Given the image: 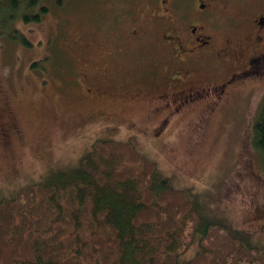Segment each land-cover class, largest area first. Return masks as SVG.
I'll return each instance as SVG.
<instances>
[{
    "label": "rangeland",
    "instance_id": "rangeland-1",
    "mask_svg": "<svg viewBox=\"0 0 264 264\" xmlns=\"http://www.w3.org/2000/svg\"><path fill=\"white\" fill-rule=\"evenodd\" d=\"M155 1L51 0L40 23L16 24L32 48L0 35V200L26 184L74 177L97 141L132 140L156 164V186L168 180L184 192L201 226L219 223L243 244L264 250V157L252 129L264 102V73L240 80L231 96L233 89L214 99L202 90L192 101L173 100L175 84L166 80L157 32L181 31L190 17L202 16L195 0H168L167 10ZM204 1L212 15L199 25L227 35L226 21L234 20L239 58L231 64L243 65L251 50L244 27L264 1ZM147 5L156 12L148 25L141 22L150 17ZM135 20L136 40L127 37ZM33 63H43L44 71ZM215 63L204 64L202 73ZM93 71L104 76L87 80ZM201 78L196 84L209 75ZM200 237L194 234L182 263L199 254Z\"/></svg>",
    "mask_w": 264,
    "mask_h": 264
},
{
    "label": "trees",
    "instance_id": "trees-1",
    "mask_svg": "<svg viewBox=\"0 0 264 264\" xmlns=\"http://www.w3.org/2000/svg\"><path fill=\"white\" fill-rule=\"evenodd\" d=\"M48 1L0 0V35L32 48L16 24L40 23ZM252 129L264 157V102ZM157 177L134 141H97L74 177L0 200V264H264V250L219 223L201 226L191 199ZM198 231L202 249L182 263Z\"/></svg>",
    "mask_w": 264,
    "mask_h": 264
},
{
    "label": "flooded vegetation",
    "instance_id": "flooded-vegetation-1",
    "mask_svg": "<svg viewBox=\"0 0 264 264\" xmlns=\"http://www.w3.org/2000/svg\"><path fill=\"white\" fill-rule=\"evenodd\" d=\"M263 1L260 0L261 4ZM167 2L168 0H156L155 4L157 8L159 5L161 9L167 10L165 8ZM193 9L202 17H190L181 31L164 29L157 32L158 37L162 38L161 44L166 50V63L168 64L165 72L166 80H169L171 85L175 84L173 90H169L172 91L173 100L182 103L188 99L192 101L196 97L204 95L202 90L209 91L207 96L214 99L215 97L225 96L230 89H233L229 95L231 96L237 91L240 80L254 79L253 77L264 73V7L252 18L247 19V25L244 27L246 32L244 37L251 42V50L244 59L243 65L239 67L231 64L233 61L237 65L239 58L236 37L233 35L237 31L235 21L232 19L227 20L226 24L230 26L225 29L227 35H220L218 32L203 29L199 25V22H206L204 21L206 17L212 15L210 2L195 0ZM227 10L228 4L225 2L221 7V12L226 13ZM144 12L150 14V17H145L141 20L142 23L148 25L150 22H155L153 18V15L156 14L154 6H145ZM164 14L161 13L159 18L164 17ZM167 21L169 22V20ZM136 28H139L137 22L133 24L131 31L127 32L128 38L136 40L140 37V33ZM155 45H159V43L155 42ZM215 60L216 63L208 67V73H202L201 70L204 68V64L206 65ZM155 65L158 64L155 63ZM205 74L209 75L207 81L202 79ZM97 76H104V74L103 72L93 71L87 73L84 77L87 80H92L93 77ZM198 78H201L202 81L196 84L195 80ZM206 82L207 85H204ZM94 85L99 87V85ZM86 90L92 93V89L87 88ZM97 93L94 90L92 94L96 95ZM12 127L11 125L10 128Z\"/></svg>",
    "mask_w": 264,
    "mask_h": 264
}]
</instances>
